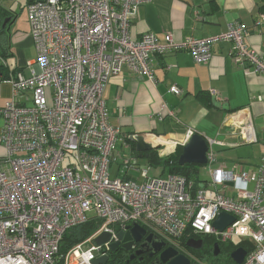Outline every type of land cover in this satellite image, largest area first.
Returning a JSON list of instances; mask_svg holds the SVG:
<instances>
[{"label": "built area", "instance_id": "2783aa9c", "mask_svg": "<svg viewBox=\"0 0 264 264\" xmlns=\"http://www.w3.org/2000/svg\"><path fill=\"white\" fill-rule=\"evenodd\" d=\"M149 2L31 0L26 5L35 57L26 72L9 79L12 97L0 109L5 149L0 157V264H93L109 255L117 232L135 224L190 264L206 263L182 244L187 231L214 237L222 245L240 238L249 248L242 264H264V154L251 172L239 165L227 169L214 151L225 144L206 139L209 181L190 183L170 174L162 178L149 175V168L142 169L138 181L110 177L118 144L127 146L120 128L110 123L102 96L123 67L155 85L156 56L187 51L195 63L206 64L213 44L230 42L235 64L264 74V58L246 45L248 32L241 24L218 36L183 42L170 35L160 42L150 32L132 38L131 24ZM260 23L263 16L256 25ZM169 92L182 93L176 86ZM240 115H228L224 126L237 128L243 143L255 142L249 126L236 124ZM194 134L187 129L180 146ZM157 141L161 159L175 152V143ZM121 161L124 174L134 167L128 158ZM200 183L203 187L192 189ZM230 188L234 196L227 194ZM221 213L234 221L218 231L213 222ZM90 218L99 221L97 230L61 254L64 234ZM101 233L112 238L102 246L94 242Z\"/></svg>", "mask_w": 264, "mask_h": 264}, {"label": "crops", "instance_id": "0c3cea01", "mask_svg": "<svg viewBox=\"0 0 264 264\" xmlns=\"http://www.w3.org/2000/svg\"><path fill=\"white\" fill-rule=\"evenodd\" d=\"M0 6L6 7L4 4ZM262 16L264 0H151L140 7L130 34L139 39L142 34L150 32L160 42L170 35L175 42H183L189 37L206 39L218 36L232 24H241L248 32L246 45L264 58V23L256 25ZM14 22L13 19L8 23L6 31H0V109L12 97L9 79L16 72H26L27 65L35 57L29 28L28 33L15 31ZM231 49L230 42L213 44L211 60L206 64L195 63L187 51L156 56L153 64L155 85L126 67L108 81L102 97L110 123L120 128L125 139L127 148L120 143L117 148L121 160L128 158L138 165L135 160L142 158L150 163L147 154L141 157L136 154L128 141L132 134H144L147 140L156 141H148L151 144L159 145L157 139H162L180 146L186 130L191 129L206 139L216 133L222 137L220 142L231 147L248 144L242 142L237 128L223 124L228 115L237 112L242 116L236 124L250 127L256 141L249 144H254V148L260 151L258 157L263 156L264 74H256L246 66L235 64ZM10 55L14 56L13 61L8 59ZM172 86L181 90V96L169 92ZM211 90L216 95L213 96ZM3 124L0 115V130ZM158 151L153 150L157 157ZM4 154L5 149L0 144V157Z\"/></svg>", "mask_w": 264, "mask_h": 264}, {"label": "water", "instance_id": "95a60500", "mask_svg": "<svg viewBox=\"0 0 264 264\" xmlns=\"http://www.w3.org/2000/svg\"><path fill=\"white\" fill-rule=\"evenodd\" d=\"M31 1V0H30ZM8 20L5 21L7 23ZM128 141L134 145L135 152L139 153V157L143 153L151 150H157L159 145L151 144L148 142L147 137L144 134H132L128 136ZM208 146L206 138L198 133H195L188 142H186L182 148L178 158L179 165L193 164V165H205L206 152ZM231 186V184H229ZM197 187H203V184H194L192 189ZM234 221L233 217L226 213H221L217 219L213 222V228L218 231H223ZM144 238V243L141 247L135 251L130 259H133L136 255H140L145 251L150 252V256L157 255L151 262V264H190V261L182 254H179L173 248L165 247V243L154 237L152 234H147L145 229L135 224L127 226L124 231L116 233V242L110 243V251H115L118 247L126 251H130L133 243H138ZM111 235L108 233H101L94 239L95 244L104 245L111 241ZM185 246L192 250H200L202 247V240L188 239ZM220 254V248L217 243L213 245V255L217 257ZM246 251L243 248H237L230 254L231 260L235 264H242ZM109 259V255L97 258L93 264H104Z\"/></svg>", "mask_w": 264, "mask_h": 264}, {"label": "rangeland", "instance_id": "374dc122", "mask_svg": "<svg viewBox=\"0 0 264 264\" xmlns=\"http://www.w3.org/2000/svg\"><path fill=\"white\" fill-rule=\"evenodd\" d=\"M0 4L6 5L8 9L11 10L12 15L14 16V30L20 32H27L29 28V23L27 19V11L26 4L27 0H0ZM11 61L14 60V56L10 55L8 57ZM213 140L219 141L222 137L216 135V133L212 134L210 137ZM214 151L217 157V160L220 163L226 164L227 169H232L235 165H239L240 169H243L247 172L252 171V167L257 163L260 157V151L257 148H254V144H243L235 147H231L228 145L223 146H214ZM138 165L134 164V167L129 168L126 175L128 178L133 179L135 181L140 180L142 169L149 168V175L159 176L163 171L160 177L164 178L168 175L167 171L164 170L160 165L156 164L154 161H149L145 159L135 160ZM120 160V154L118 153V159L116 163H113L110 169V177L114 176H123L124 175V167ZM120 166V172L118 171V167ZM198 177L201 181H209V175L207 174L206 167L204 165H198ZM227 192L228 195L234 196L233 190ZM234 244H238L241 242L240 238H235L232 241ZM201 258L206 264H230V257L225 254H219L215 257L213 254L205 253L201 255ZM234 263V262H233ZM235 264V263H234Z\"/></svg>", "mask_w": 264, "mask_h": 264}, {"label": "trees", "instance_id": "16d2710c", "mask_svg": "<svg viewBox=\"0 0 264 264\" xmlns=\"http://www.w3.org/2000/svg\"><path fill=\"white\" fill-rule=\"evenodd\" d=\"M29 2L30 1L27 0V4ZM3 19L4 18L1 17L0 22H2ZM0 73H1V67H0ZM181 148L182 146H177L173 155L165 159H161L157 157L156 153H154L153 150L143 153L142 156L147 154L150 161H154L156 164L160 165L170 175L182 176L190 183L200 182L201 180L197 175L198 174L197 165L185 164L181 166L178 164V158L181 153ZM136 154L139 155V153L137 152ZM98 227H99V221L96 220L95 218H90L86 223L75 226L70 230H68L64 234L62 241L60 243V253L64 254L67 252L69 248H71L75 244L84 241L86 238L91 236L97 230ZM188 239L202 240V247L200 250H192L188 248L195 256L199 258H201V255H204L205 253L213 254V245L217 243L214 237L197 236L192 234L191 231L186 232L182 240V244L185 245ZM218 245L220 248V254H225L228 257H230V254L237 248H243L245 250L249 249L248 244L243 241H241L238 244H234L233 242H230L224 245L218 243ZM229 259L231 262L230 264H234L231 258ZM104 264H151V260L149 258H146L145 256L141 260L138 258L134 260H130V253L122 248H118L115 251L109 253V259Z\"/></svg>", "mask_w": 264, "mask_h": 264}, {"label": "flooded vegetation", "instance_id": "af4514ba", "mask_svg": "<svg viewBox=\"0 0 264 264\" xmlns=\"http://www.w3.org/2000/svg\"><path fill=\"white\" fill-rule=\"evenodd\" d=\"M0 5H2V4H0ZM2 7L0 6V18L3 17L4 19H3L2 22H0V29H1V31L4 32V31L7 30V28L9 29L8 23L9 22L11 23L13 21L14 16L12 15V12H11L10 9H8V8H6L4 6H2ZM6 20H8L7 23H5ZM143 243H144V238L138 243H133L131 250L127 251V252L130 253V258L135 253V251H137L141 247V245ZM118 248H121V247H118ZM150 252H151V250L145 251L144 253H142L140 255H136L133 259H130V260H134V259H137V258L141 260L145 256L146 258H149L151 260V262H152V260L154 258H156L158 256V254L151 257L150 256Z\"/></svg>", "mask_w": 264, "mask_h": 264}, {"label": "bare ground", "instance_id": "6f19581e", "mask_svg": "<svg viewBox=\"0 0 264 264\" xmlns=\"http://www.w3.org/2000/svg\"><path fill=\"white\" fill-rule=\"evenodd\" d=\"M148 141L150 142H153V143H156V141L152 140V139H149ZM218 244V243H217Z\"/></svg>", "mask_w": 264, "mask_h": 264}, {"label": "clouds", "instance_id": "9594fccd", "mask_svg": "<svg viewBox=\"0 0 264 264\" xmlns=\"http://www.w3.org/2000/svg\"><path fill=\"white\" fill-rule=\"evenodd\" d=\"M15 19V18H14Z\"/></svg>", "mask_w": 264, "mask_h": 264}]
</instances>
